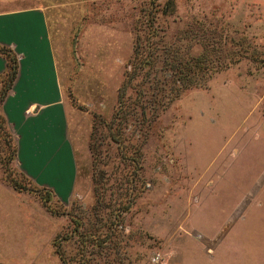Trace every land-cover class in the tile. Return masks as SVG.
<instances>
[{
  "label": "rangeland",
  "instance_id": "1",
  "mask_svg": "<svg viewBox=\"0 0 264 264\" xmlns=\"http://www.w3.org/2000/svg\"><path fill=\"white\" fill-rule=\"evenodd\" d=\"M165 4L0 0V10L46 9L77 162L59 199L20 171L0 121V264H264V213L239 237L246 256L227 262L247 205L264 195V0ZM150 13L164 41L238 60L149 124L130 114L116 140L107 128Z\"/></svg>",
  "mask_w": 264,
  "mask_h": 264
},
{
  "label": "crops",
  "instance_id": "2",
  "mask_svg": "<svg viewBox=\"0 0 264 264\" xmlns=\"http://www.w3.org/2000/svg\"><path fill=\"white\" fill-rule=\"evenodd\" d=\"M1 45L10 48L17 59L16 75L9 87H4L7 62L0 54V90L5 88L0 111L15 135L16 164L34 183L50 188L59 199H68L76 181L77 162L43 5L0 10ZM262 191L247 205L240 231L231 237L234 240L227 242L231 250L227 262L239 258L240 253L243 257L247 254L249 246H243L239 237L249 236L255 226L252 218L264 213Z\"/></svg>",
  "mask_w": 264,
  "mask_h": 264
},
{
  "label": "trees",
  "instance_id": "3",
  "mask_svg": "<svg viewBox=\"0 0 264 264\" xmlns=\"http://www.w3.org/2000/svg\"><path fill=\"white\" fill-rule=\"evenodd\" d=\"M165 5L172 10L174 0H166ZM144 20H146L145 24L140 28L143 32L139 30L135 34L132 49L126 61L127 68L118 89L117 105L107 128L109 136L116 140L120 134L121 124L127 122L130 114L136 115L138 119L147 121L149 124L153 117L177 98L183 90L206 86L207 79L212 73L238 60L237 57L227 60H220L218 57L214 59L209 51L204 50L205 48L196 54H191L181 49L180 41L162 39V34L158 32L161 27L154 25V15L150 13ZM149 36H154L155 39H149ZM0 54L7 62L4 87H9L17 71L16 55L4 45L0 46ZM258 60L264 64V55ZM4 91L5 88L0 90V102L4 97ZM0 121L6 123L1 111ZM46 192H48L47 189Z\"/></svg>",
  "mask_w": 264,
  "mask_h": 264
}]
</instances>
